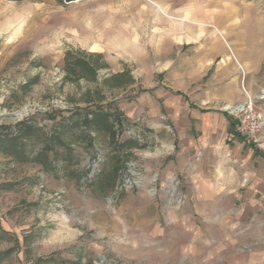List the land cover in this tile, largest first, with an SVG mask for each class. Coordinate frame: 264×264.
I'll list each match as a JSON object with an SVG mask.
<instances>
[{"label": "rangeland", "instance_id": "obj_1", "mask_svg": "<svg viewBox=\"0 0 264 264\" xmlns=\"http://www.w3.org/2000/svg\"><path fill=\"white\" fill-rule=\"evenodd\" d=\"M263 91L264 0H0V264H264Z\"/></svg>", "mask_w": 264, "mask_h": 264}, {"label": "trees", "instance_id": "obj_2", "mask_svg": "<svg viewBox=\"0 0 264 264\" xmlns=\"http://www.w3.org/2000/svg\"><path fill=\"white\" fill-rule=\"evenodd\" d=\"M21 1V0H15ZM59 3H66L72 2L76 0H56ZM191 106H194L193 103ZM117 112V113H116ZM111 112L107 108L97 106L93 109H87L85 111H76L71 114L69 119V123L64 127H61L60 131L67 130L71 131L76 128H85V129H94L96 131H103L109 135L111 143L116 144L118 148L126 149L129 152L135 148H140L141 144L139 140L136 138H130L122 141L121 143L116 142L117 131L116 126L123 128L124 121L121 119L119 112ZM19 129L17 128L15 132L12 130V135L7 136L3 135L0 137V146L9 152H14L18 149V141L24 137V135L32 134L35 131V126L28 123H20L18 125ZM8 129H11L7 127ZM56 140L57 142L63 143L58 134L52 135L46 144L44 145L43 150L41 153L35 157V160L41 162L45 166L48 164V153L53 150L52 143ZM53 141V142H52ZM131 154V153H128ZM115 162L116 165L113 166L112 170L108 173L107 179H113V184L115 183L116 179L119 177L120 165Z\"/></svg>", "mask_w": 264, "mask_h": 264}, {"label": "built area", "instance_id": "obj_3", "mask_svg": "<svg viewBox=\"0 0 264 264\" xmlns=\"http://www.w3.org/2000/svg\"><path fill=\"white\" fill-rule=\"evenodd\" d=\"M264 98V91L261 95ZM264 125V115L252 107L242 108L238 116L237 130L243 137L256 141L258 133Z\"/></svg>", "mask_w": 264, "mask_h": 264}, {"label": "crops", "instance_id": "obj_4", "mask_svg": "<svg viewBox=\"0 0 264 264\" xmlns=\"http://www.w3.org/2000/svg\"><path fill=\"white\" fill-rule=\"evenodd\" d=\"M204 112V111H203ZM224 113V115L227 117V119H228V114H226L225 112H223ZM229 120V119H228ZM230 121V120H229ZM232 121V120H231ZM231 123V125H229V130H231V133L233 134V136L234 137H240L239 135H237V134H235V129H234V125H235V123H233V121L232 122H230Z\"/></svg>", "mask_w": 264, "mask_h": 264}, {"label": "bare ground", "instance_id": "obj_5", "mask_svg": "<svg viewBox=\"0 0 264 264\" xmlns=\"http://www.w3.org/2000/svg\"><path fill=\"white\" fill-rule=\"evenodd\" d=\"M237 109H238V110H242V108H241V107H237Z\"/></svg>", "mask_w": 264, "mask_h": 264}]
</instances>
